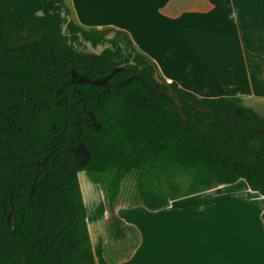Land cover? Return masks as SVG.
<instances>
[{
  "label": "trees",
  "instance_id": "16d2710c",
  "mask_svg": "<svg viewBox=\"0 0 264 264\" xmlns=\"http://www.w3.org/2000/svg\"><path fill=\"white\" fill-rule=\"evenodd\" d=\"M67 16L65 0H0V264H97L79 172L100 187L109 211L130 174L149 212L239 181L264 199V118L238 97L198 98L167 82L183 123L166 89L154 87L155 73L164 80L156 65L124 32L85 29L71 17L62 34ZM107 31L152 90L121 71L104 89L76 83L111 74L119 51L79 57L69 39L79 33L94 43ZM261 221L264 228V208ZM113 224L122 238L120 221Z\"/></svg>",
  "mask_w": 264,
  "mask_h": 264
},
{
  "label": "crops",
  "instance_id": "0c3cea01",
  "mask_svg": "<svg viewBox=\"0 0 264 264\" xmlns=\"http://www.w3.org/2000/svg\"><path fill=\"white\" fill-rule=\"evenodd\" d=\"M65 4L75 23L85 29L124 32L166 82L198 98L264 100V0H65ZM228 202L240 209L238 231L231 225L218 226L225 241L219 244L217 264H264L263 209L228 197L207 214L228 220L234 213L226 209ZM166 218L155 226L154 234L135 226L140 243L131 254L107 256L100 263L93 249L96 263H148L140 256L147 254L146 236L154 235L159 251L154 264H194L193 256L176 251L160 255L180 219Z\"/></svg>",
  "mask_w": 264,
  "mask_h": 264
},
{
  "label": "rangeland",
  "instance_id": "374dc122",
  "mask_svg": "<svg viewBox=\"0 0 264 264\" xmlns=\"http://www.w3.org/2000/svg\"><path fill=\"white\" fill-rule=\"evenodd\" d=\"M242 104L246 108H252L261 118H264V100L242 99ZM77 178L87 209L92 246L98 254L100 263L107 256L121 257L131 254L139 247L140 234L135 226H143L145 234L147 230H151L154 234L156 225L165 223L168 216L177 215L180 218L176 224L177 228L173 229L172 235L165 241L164 245L167 246L162 247L160 255L169 256L176 251L177 255L193 256L194 264H217L218 250L221 248L219 244L225 241L223 238L225 235L221 234L218 226L231 225L233 230L238 231L239 220L236 218H239L241 213L238 212L240 209L231 206L230 202L225 204V207L234 213L228 217V220L226 217L218 216V213L208 215L207 212L213 210L219 202L228 197L229 199L236 198L249 207H252L250 204L252 203L254 206L252 208H257L258 211L264 206V199L252 193L243 181H239L232 187L218 185L207 192L177 200L161 211L149 212L139 202L135 174H130L121 184L113 210L109 211L100 187L91 183L84 172H79ZM239 198L246 199L250 203ZM114 219H118L121 223L122 239L114 237ZM260 225L262 228L261 223ZM155 239L154 235L146 236L147 242L143 252L147 254L143 253L144 255L140 256L148 262L144 264H154L153 259L159 253Z\"/></svg>",
  "mask_w": 264,
  "mask_h": 264
},
{
  "label": "flooded vegetation",
  "instance_id": "af4514ba",
  "mask_svg": "<svg viewBox=\"0 0 264 264\" xmlns=\"http://www.w3.org/2000/svg\"><path fill=\"white\" fill-rule=\"evenodd\" d=\"M68 45L72 46V48L75 51V53L77 54V56H79V57L83 56L85 58H99L105 50L110 49L112 52L115 53L116 52L115 48H117L119 51V55L117 57V62L119 64L117 65V68H120V70L118 72H120V71L124 72V73L127 72V77H126L127 81L131 78H133L132 80H134V79L140 80V79H136L135 77L141 75V71H142L141 67L136 66V64L134 62H132L131 60L128 61V58H129L128 55L126 54L125 50L123 49L120 41L116 38L115 33L112 31H107L104 34L103 41H97V42L95 41L94 43H92V41L84 39L81 36V34L78 33V34H76V38L73 42H71L69 39ZM100 48H103L104 50L102 52H100L99 55H97ZM74 78L76 79L77 77L75 76ZM124 80H125V76H124ZM78 81L76 83L81 84ZM108 81H107V83H108ZM107 83L104 84L103 86H100L101 89L106 88ZM73 143H74V141H71V144H73ZM73 153H74L76 162H79L80 164H84L88 159V152L82 144H78L73 149Z\"/></svg>",
  "mask_w": 264,
  "mask_h": 264
},
{
  "label": "water",
  "instance_id": "95a60500",
  "mask_svg": "<svg viewBox=\"0 0 264 264\" xmlns=\"http://www.w3.org/2000/svg\"><path fill=\"white\" fill-rule=\"evenodd\" d=\"M61 16L63 17L64 13H62ZM66 18H67L66 19V24H64V26L62 27V31H61L62 34H64V31H65V29L67 27V24H68V22L71 19L70 16H67ZM103 50H104L103 48H100L99 52L97 53V55H99V53L102 52ZM119 70H120V68H116L111 74L106 76L103 80H90V79H87V78H82V79H79L78 82L81 83V84H90V85H93V86H96V87H100V86H103L104 84H106L107 81L114 74H116ZM135 78L136 79H140L141 82L147 87L148 90H152V88L147 85L145 79L141 75L136 76ZM132 79L133 78L129 79L127 82L131 81ZM152 81L154 82V87L155 88H158L159 86H162V87H164L166 89L168 97L172 100V106L177 110V112L179 114V117L183 121V123L186 124L187 123V119H186V117L184 116V114L181 111V105H180L179 99H178L177 95L173 92V90L170 88L169 84L167 82H165L164 80L160 79L159 76L156 73L153 75ZM197 111L211 112L210 109L201 110L199 107L197 108ZM237 116H240V111H238ZM92 121H94L93 117H92ZM93 124H94V122H93ZM205 125H206V123H205ZM256 132L260 133L258 131H256ZM42 165H44V163H42ZM32 191H33V186L31 188V193H32ZM7 222L9 224V227L11 228V230H13L14 215H13L12 211L7 216Z\"/></svg>",
  "mask_w": 264,
  "mask_h": 264
}]
</instances>
